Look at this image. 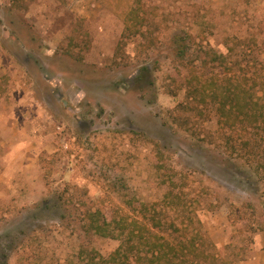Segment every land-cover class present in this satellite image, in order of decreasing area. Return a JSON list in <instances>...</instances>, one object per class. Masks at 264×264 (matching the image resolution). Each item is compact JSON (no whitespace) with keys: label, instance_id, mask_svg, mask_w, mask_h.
I'll list each match as a JSON object with an SVG mask.
<instances>
[{"label":"rangeland","instance_id":"obj_1","mask_svg":"<svg viewBox=\"0 0 264 264\" xmlns=\"http://www.w3.org/2000/svg\"><path fill=\"white\" fill-rule=\"evenodd\" d=\"M137 2L0 0V235L17 234L29 209L69 185L108 219L116 207L164 205L169 175L181 171L218 259L210 262L264 264V177L242 178L246 158L214 150V122L179 110L185 70L171 42L190 32L195 62L206 58L199 47L230 53L264 94V0ZM133 7L144 36L117 49ZM77 235L50 226L8 264H69ZM92 244L107 255L118 241Z\"/></svg>","mask_w":264,"mask_h":264},{"label":"trees","instance_id":"obj_2","mask_svg":"<svg viewBox=\"0 0 264 264\" xmlns=\"http://www.w3.org/2000/svg\"><path fill=\"white\" fill-rule=\"evenodd\" d=\"M144 25L145 17L136 7L131 8L117 49L129 38L144 36ZM171 39L172 44L177 45L174 55L185 70L182 78L184 100L179 103V110L191 111L192 116L203 122H214V150L237 158L245 157L249 169L241 168L242 178L251 181L254 175L264 177V94H259L258 79L243 74L241 61L232 58L230 53L199 47L206 58H199L198 62L189 59L187 53L194 42L190 32L173 33ZM148 72L146 65L139 68L133 83L144 82ZM182 121V124L188 122L186 117ZM122 182L117 180L120 186ZM167 185L162 199L164 205L140 202L138 206L116 207L110 219L102 205L93 206L86 189L78 185L65 186L35 205L34 211L29 209V215L22 218L25 221L19 223L21 228L17 234L0 235V264H8L13 253L22 254L39 231L48 230L50 226L78 234V246L69 264L216 262L213 244L196 226H200L199 221L191 204L187 203L192 190L187 174L180 171L179 180L169 175ZM185 185L189 187L187 190ZM95 237L116 239L118 245L103 255L92 244Z\"/></svg>","mask_w":264,"mask_h":264}]
</instances>
